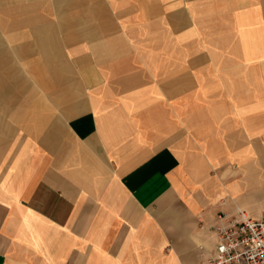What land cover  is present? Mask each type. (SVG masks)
<instances>
[{
    "label": "crops",
    "instance_id": "0c3cea01",
    "mask_svg": "<svg viewBox=\"0 0 264 264\" xmlns=\"http://www.w3.org/2000/svg\"><path fill=\"white\" fill-rule=\"evenodd\" d=\"M240 208L264 0H0V264H201Z\"/></svg>",
    "mask_w": 264,
    "mask_h": 264
},
{
    "label": "built area",
    "instance_id": "2783aa9c",
    "mask_svg": "<svg viewBox=\"0 0 264 264\" xmlns=\"http://www.w3.org/2000/svg\"><path fill=\"white\" fill-rule=\"evenodd\" d=\"M211 225L214 243L201 247V264H264V215L254 217L243 208L232 215L220 212Z\"/></svg>",
    "mask_w": 264,
    "mask_h": 264
}]
</instances>
